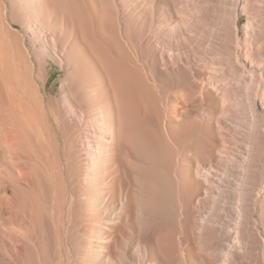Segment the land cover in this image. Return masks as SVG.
Masks as SVG:
<instances>
[{
  "label": "bare ground",
  "instance_id": "obj_1",
  "mask_svg": "<svg viewBox=\"0 0 264 264\" xmlns=\"http://www.w3.org/2000/svg\"><path fill=\"white\" fill-rule=\"evenodd\" d=\"M0 264H264V0H0Z\"/></svg>",
  "mask_w": 264,
  "mask_h": 264
},
{
  "label": "rangeland",
  "instance_id": "obj_2",
  "mask_svg": "<svg viewBox=\"0 0 264 264\" xmlns=\"http://www.w3.org/2000/svg\"><path fill=\"white\" fill-rule=\"evenodd\" d=\"M246 23V19L244 18V21L241 23V26L243 27ZM63 80V72L60 70V68L56 65L52 66V74L48 83V89L51 92L52 90L57 93V90L59 88L60 82Z\"/></svg>",
  "mask_w": 264,
  "mask_h": 264
}]
</instances>
